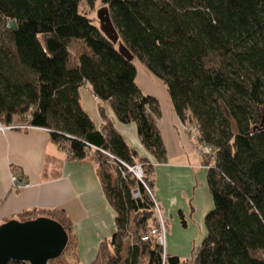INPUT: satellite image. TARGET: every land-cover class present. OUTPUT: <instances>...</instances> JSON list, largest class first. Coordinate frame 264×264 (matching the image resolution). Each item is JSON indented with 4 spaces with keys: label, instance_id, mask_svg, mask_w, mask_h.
<instances>
[{
    "label": "trees",
    "instance_id": "16d2710c",
    "mask_svg": "<svg viewBox=\"0 0 264 264\" xmlns=\"http://www.w3.org/2000/svg\"><path fill=\"white\" fill-rule=\"evenodd\" d=\"M82 1L108 9L132 61L99 20L80 10ZM136 60L163 84L180 121L195 126L197 141L212 149L206 181L213 207L187 261L264 264L255 255L264 251V0H0V122L47 130L69 159L93 155L115 230L89 264H139L143 256L145 264H181L167 248L163 260L151 239L140 240L152 225L154 202L118 161L141 163L152 187L154 165L167 160L156 124L160 104L136 85ZM82 88L96 100L100 125L81 105ZM104 104L118 122L135 126L148 156L127 144ZM40 216L68 234L64 251L48 264H75L66 258L78 252L63 209L26 210L16 220ZM127 233L134 241L123 257Z\"/></svg>",
    "mask_w": 264,
    "mask_h": 264
},
{
    "label": "crops",
    "instance_id": "0c3cea01",
    "mask_svg": "<svg viewBox=\"0 0 264 264\" xmlns=\"http://www.w3.org/2000/svg\"><path fill=\"white\" fill-rule=\"evenodd\" d=\"M134 81L144 94L155 97L160 104L161 118L156 124L167 160L153 168L155 200L168 217L169 229L179 226L181 217L185 229L189 226L203 229L204 217L213 207L206 181L207 168L202 166L190 134L172 111L164 86L155 83L160 81L138 67ZM80 95L83 109L100 125L101 117L92 93L82 88ZM104 112L127 144L141 156H148L135 126L118 122L107 104ZM55 171L57 175H51ZM13 175L17 177L15 184L11 180ZM55 208L63 209L71 220L77 257L83 264H89L97 254L99 243L115 230L114 212L105 199L93 155L82 161L69 159L67 151L54 144L48 131L42 128L0 131V224L16 219L26 210ZM179 247L178 238L170 230L167 252L181 260L190 255L189 250L184 253Z\"/></svg>",
    "mask_w": 264,
    "mask_h": 264
},
{
    "label": "water",
    "instance_id": "95a60500",
    "mask_svg": "<svg viewBox=\"0 0 264 264\" xmlns=\"http://www.w3.org/2000/svg\"><path fill=\"white\" fill-rule=\"evenodd\" d=\"M98 19L105 35L112 43H117L119 35L106 7L99 11ZM119 51L128 60H133L124 47ZM67 243V231L54 219L44 216L24 221L10 219L0 224V264L10 261L48 264L61 255Z\"/></svg>",
    "mask_w": 264,
    "mask_h": 264
},
{
    "label": "rangeland",
    "instance_id": "374dc122",
    "mask_svg": "<svg viewBox=\"0 0 264 264\" xmlns=\"http://www.w3.org/2000/svg\"><path fill=\"white\" fill-rule=\"evenodd\" d=\"M103 8H105V6H103L102 4H100V3H95L94 5H92V6H90V5H88L85 1H82L81 3H80V10L82 11V12H85L86 14H88L89 15V17H91L92 19H93V21H94V23L95 24H99V22H98V13H99V11L100 10H102ZM118 48H122L123 49V46H122V44L121 43H119L118 42ZM135 64H136V67H138L139 69L140 68H142V69H145L144 67V65L142 64V63H140L139 61H135ZM159 81V80H158ZM156 84H157V86H159L161 83L160 82H155ZM161 85H163V84H161ZM2 126H3V124H1ZM187 126H185V127H187L186 129H187V131L186 132H188L189 134H190V137L192 138V140L194 141V144H195V150H196V152L198 153V155L201 157V159H202V166H204V167H206L207 168V164H209L210 162H211V160L209 159V158H206V156H204V155H202V153L200 152V150L199 149H197V139H196V137H197V133L195 132V130H194V128H193V124H190V123H187L186 124ZM182 127H184V126H182ZM33 128V127H32ZM13 129H17V128H13ZM19 129H22V128H19ZM24 129V128H23ZM189 129V130H188ZM5 129L3 128V129H0V131H4ZM184 131H185V129H184ZM134 166L136 165V166H140L141 167V171H142V176L144 175L143 174V166H142V164L141 163H139V162H137V163H135V164H133ZM155 165H157V164H155ZM154 165V166H155ZM132 166V165H131ZM129 174H131V175H133L134 177H135V179H138L137 178V176H138V173L136 172V171H132V172H130ZM144 186L146 187V192H147V194L150 196V198L152 199V197H151V195L154 197V194H153V189H152V187H150L147 183H145L144 182ZM154 199H155V197H154ZM153 200V199H152ZM157 205L159 206V204L157 203ZM159 208H160V210H162L161 209V207L159 206ZM163 211V210H162ZM164 212V211H163ZM157 215V212L156 211H154V208H153V212H152V215H151V219H152V221H150V223H154L153 221H154V218H155V216ZM182 220L180 219V222H178L179 223V226H175V228L174 229H169V225H168V220H166L165 221V223H166V232H165V241H166V248H167V233L168 232H170V230H171V235L173 234V237H176V238H178V241H179V244H180V247H179V250H183L182 252H184L185 253V251L186 250H189V253H190V255L188 256V257H185V258H183L181 261H180V263L181 264H183L182 263V261L183 260H185V262L188 260H190L191 258H192V256H193V254L195 253V251H196V249H197V247L200 245V243H201V240L203 239V237H204V235H205V228H203V229H200V228H198V226H195V227H193V226H189L187 229H185L184 227V225L182 224V222H181ZM183 223H184V221H183ZM170 224V223H169ZM128 236V237H127ZM130 242H132V239H131V235L129 234H126L125 236H124V245H123V248H122V250H121V252H120V254H121V256H123V257H125V254H126V249H127V243L129 244ZM73 243V242H72ZM71 249H73L74 248V246H73V244H71ZM68 251V250H67ZM71 252L73 251V250H70ZM70 251L69 252H67V254H66V258L68 259H70L71 261H76V263L75 264H83V262L81 263L80 262V260L78 259V257H74L75 255L74 254H72V253H70ZM180 251V252H181ZM187 252V251H186ZM255 255L258 257V258H262V259H264V251H256L255 252ZM187 261V263H189V264H193L191 261L190 262H188ZM145 262H146V256H143V257H141V259H140V261H139V264H145Z\"/></svg>",
    "mask_w": 264,
    "mask_h": 264
},
{
    "label": "built area",
    "instance_id": "2783aa9c",
    "mask_svg": "<svg viewBox=\"0 0 264 264\" xmlns=\"http://www.w3.org/2000/svg\"><path fill=\"white\" fill-rule=\"evenodd\" d=\"M186 124L182 123V126H184L183 128L187 131V129H186L187 127H185V126H187ZM3 128L5 130H7V129H13V128L29 129L32 127H30V126L28 127L26 125H3L2 126L0 124V129H3ZM193 128L196 132L195 126H193ZM63 149H65V148H63ZM197 149L200 150L202 155L206 156V158H209L211 160V162H213V155H212L213 153H212V149L210 147L202 145L201 143H199L197 141ZM107 155H109V154L107 153ZM109 156L112 158L111 155H109ZM118 161L125 167V169L128 173L132 172L133 170L136 171L138 173V176H137L138 180L144 185L142 171H141L140 166H136V165L131 166V165H128V164H126L120 160H118ZM11 180H12V183L15 184L17 181V177L15 175H13L11 177ZM132 195L134 197H138V191L137 190L132 191ZM151 197L153 199L152 201L154 202V211L157 212V215L154 218V221H153L154 223H152V225L149 227L148 231L143 236H141L140 240L141 241H148L151 239L157 246L160 247L161 253H162V258L164 260L166 257V241H165L166 223H165V221L168 220V217L166 216V214L162 210H160V208L157 205V202L154 199V197L152 195H151ZM127 234L131 235V239L133 242L134 241L133 234H131V233H127ZM132 242H130V243H132Z\"/></svg>",
    "mask_w": 264,
    "mask_h": 264
}]
</instances>
